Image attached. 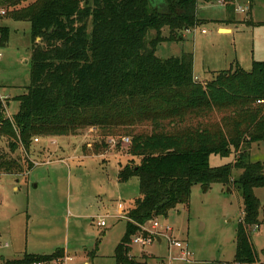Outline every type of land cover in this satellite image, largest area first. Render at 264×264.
<instances>
[{
    "label": "trees",
    "instance_id": "1",
    "mask_svg": "<svg viewBox=\"0 0 264 264\" xmlns=\"http://www.w3.org/2000/svg\"><path fill=\"white\" fill-rule=\"evenodd\" d=\"M211 2L213 0H205ZM230 7L255 0H222ZM199 0H4L8 20L31 26V70L27 94L14 98V125L4 122L0 139L12 151L28 152L38 137L62 138L85 129L130 137L120 184L136 178L139 195L128 211L126 231L114 252L116 264H148L132 257V238L150 220L167 219L188 205L195 186H238L243 218L233 264H264L252 240L260 228L264 164L248 163V149L264 142V62L217 73L210 82L194 75V57L158 58L162 43L182 42L204 24ZM0 18V20H3ZM233 24L232 21L218 22ZM249 26L256 23L244 21ZM168 30V36H164ZM0 47L9 29L0 24ZM216 119L213 122L212 119ZM149 127L137 133L135 128ZM98 154L100 147L96 145ZM238 159L218 167L213 156ZM4 166L13 168L11 162ZM3 166V165H2ZM1 168V167H0ZM31 169L33 166L30 167ZM235 171H241L233 178ZM95 254H92L93 257ZM65 258L25 254L1 264H50ZM157 259V258H156Z\"/></svg>",
    "mask_w": 264,
    "mask_h": 264
},
{
    "label": "rangeland",
    "instance_id": "2",
    "mask_svg": "<svg viewBox=\"0 0 264 264\" xmlns=\"http://www.w3.org/2000/svg\"><path fill=\"white\" fill-rule=\"evenodd\" d=\"M239 8L247 11L241 13ZM198 19L204 24L186 31L182 42L160 44L157 57L192 54L194 75L202 83L212 81L217 73L238 66L250 71L253 62H264V0H255L252 12L246 3L228 7L220 0H199ZM250 20L256 26L244 23ZM225 21L234 22L229 24L232 33L225 29L226 23H218ZM0 24L9 29L8 44L0 47V92L10 97L9 110L14 116L19 111L14 98L27 94L31 82V26L6 17ZM168 34L164 30V36ZM134 131L146 132L149 127ZM38 140L26 152L22 148L12 151L11 140L0 139V262L2 258L13 261L25 254L63 251L66 260L50 264H116L114 252L127 224L119 218L133 208L139 195L138 179L126 184L118 181L119 171L130 158V137L122 131L104 136L100 130L85 129L69 137ZM248 153V163L264 164V142L252 144ZM238 157L213 156L211 166L229 164ZM8 162L13 164L10 170L4 168ZM240 174L235 171L233 178ZM255 196L261 203V226L252 229V240L264 262V189L255 190ZM118 204L125 207L123 215ZM243 213L238 186H195L188 205H180L167 219H160L162 226L169 224L174 235L188 243L192 255L183 261L174 250L173 260L166 263L233 264ZM99 218L106 219L107 228L97 226ZM144 255L153 258L148 264H159L161 260L155 257H168V251L159 245L132 247V257L141 261Z\"/></svg>",
    "mask_w": 264,
    "mask_h": 264
},
{
    "label": "built area",
    "instance_id": "3",
    "mask_svg": "<svg viewBox=\"0 0 264 264\" xmlns=\"http://www.w3.org/2000/svg\"><path fill=\"white\" fill-rule=\"evenodd\" d=\"M224 5V1L220 0ZM4 0H0V18H3L7 15L8 9L7 6L3 5ZM241 13H245L247 10L239 8ZM203 34H206V31H202ZM1 40V34H0ZM1 58V55H0ZM10 97L4 95L0 92V127H3L4 122H10L14 125L13 117L10 114ZM35 142L38 143L39 140L35 139ZM38 165V163H35ZM118 210L122 213H125V207L123 204H118ZM125 221H130L128 215L126 214L122 218H119ZM161 218L150 220L145 226H141V230L132 238V246H137L142 249L148 248L152 245H159L160 247H166L168 251V257L163 259L159 264H167L166 261L171 262L173 260V251L178 250L180 255L179 259L183 261H189L191 257L190 248L187 242L178 239L174 235V229L166 224L162 226ZM97 226L99 228H107V221L105 218H99L97 221ZM258 229V228H255ZM160 241V242H159Z\"/></svg>",
    "mask_w": 264,
    "mask_h": 264
},
{
    "label": "crops",
    "instance_id": "4",
    "mask_svg": "<svg viewBox=\"0 0 264 264\" xmlns=\"http://www.w3.org/2000/svg\"><path fill=\"white\" fill-rule=\"evenodd\" d=\"M222 27H224V26H222ZM219 28H221V26H220ZM224 28H225V27H224ZM225 29H226L229 33H232V32H233V30H232V28H231L230 25H227V24H226V28H225ZM229 33H227V34H229ZM195 78H196V77H195ZM53 143H55V142H52V144H53ZM16 190H17V189H16ZM160 248H163V247H160ZM149 255H154V254H150V253H149ZM66 258H67V257H66V254H65V258H64V260H66ZM155 258H157V256H156ZM165 258H166V257H163V258L160 257V258H157V259L162 261V260L165 259ZM178 259H179V258H178ZM180 260H181V259H180ZM6 261H11V260H6V259L2 258V261L0 262V264L3 263V262H6ZM161 261H159V262H161ZM262 263H264V262H262Z\"/></svg>",
    "mask_w": 264,
    "mask_h": 264
},
{
    "label": "water",
    "instance_id": "5",
    "mask_svg": "<svg viewBox=\"0 0 264 264\" xmlns=\"http://www.w3.org/2000/svg\"><path fill=\"white\" fill-rule=\"evenodd\" d=\"M207 188V187H206ZM160 242V241H159Z\"/></svg>",
    "mask_w": 264,
    "mask_h": 264
}]
</instances>
